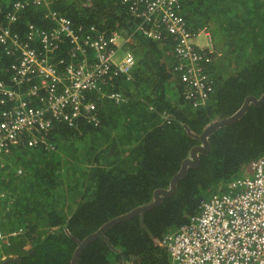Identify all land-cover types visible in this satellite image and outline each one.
Here are the masks:
<instances>
[{"label":"trees","instance_id":"obj_1","mask_svg":"<svg viewBox=\"0 0 264 264\" xmlns=\"http://www.w3.org/2000/svg\"><path fill=\"white\" fill-rule=\"evenodd\" d=\"M13 1L0 0V9ZM91 1L84 7L77 0H58L54 8L76 26L131 31L118 0ZM180 2L188 29L202 32L197 51H207L199 38L211 35L210 61L203 58L201 66L211 73L214 91L204 105L192 107L174 70L179 62L172 41L134 36L131 79L119 76L113 84L127 103L116 105L94 93L98 126L83 124L82 118L78 130L56 123L44 135L53 149L30 147L20 138L2 154L0 228H23L0 248V257L19 258L6 264H72L88 236L152 204L154 193L168 190L196 155L198 165L186 164L172 194H160L150 210L110 223L75 261L117 264L130 257L135 264H169L163 236L197 214L218 184L240 176L264 154V0ZM26 21L44 25L42 10H27L21 28ZM11 61L0 51V78L8 80ZM249 97L254 99L246 102ZM161 112L171 115L168 122Z\"/></svg>","mask_w":264,"mask_h":264},{"label":"built area","instance_id":"obj_2","mask_svg":"<svg viewBox=\"0 0 264 264\" xmlns=\"http://www.w3.org/2000/svg\"><path fill=\"white\" fill-rule=\"evenodd\" d=\"M57 1L16 0L0 9V51L12 58L8 80L0 78V160L25 134L28 146L53 149L37 136L54 122L77 128L82 118L98 126L99 110L91 95L124 100L104 87L119 76L130 79L135 57L129 43L137 34L172 41L179 62L174 70H179L183 98L192 107L204 105L214 91L211 73L201 66L213 51L210 34L203 33L207 41L199 46L207 51H197L202 32L193 35L188 29L179 14L180 0H118L133 21L128 33L106 32L94 24L76 26L54 8ZM29 5L43 9L44 25L27 22L22 31L15 30ZM161 117L170 119L166 113ZM22 233L21 227L0 228V248ZM162 244L169 264H264V154L229 181L226 190L201 201L198 214L164 235ZM121 264L133 263L127 259Z\"/></svg>","mask_w":264,"mask_h":264},{"label":"water","instance_id":"obj_3","mask_svg":"<svg viewBox=\"0 0 264 264\" xmlns=\"http://www.w3.org/2000/svg\"><path fill=\"white\" fill-rule=\"evenodd\" d=\"M253 99H254L253 97H249V98H247L246 102H248L249 100H253ZM214 127H215V125H212V126L210 127V130L214 129ZM205 134H207V133H205ZM205 134H204V135H205ZM204 135H203V137H204ZM206 149H207V147L205 148V150H206ZM194 150L197 151V149H194ZM199 150H200V148H199ZM195 153H196V152H195ZM186 164L193 165V166H197V165H198V160H197L196 155H194V162H192V161H187V162L182 166L179 175H178V176H174V178H172V180H171V184H170V188H169L168 190H157V191L154 193V195H155V201H154L152 204L146 205V206H144V207L137 208V209L134 210L132 213H130V214L126 215V216H123V217L117 218V219H115V220H112V221H110V222L104 224V225H103V226H102V227H101L96 233H94V234L88 236V237L84 240V242H83V243L78 247V249L76 250L75 255H74V258H73V260H72V264H75V261H76V258H77V255H78L79 251H80V250H81V249H82V248L88 243V241L91 240V239H93L94 237L98 236L99 234H101L102 231H103V230H104V229H105L110 223H113V222L119 221V220H121V219H124V218L130 216V215L133 214V213L144 212V211L150 210L152 207L155 206L156 203H158V201H159V199H160V197H159L160 194H164V195H167V196L170 195V194H172V193L174 192V190H175V183H176V180L178 179V177H179L180 175H182V174L184 173ZM18 261H19V258H18V257H11V256H10V257L4 258V259L0 262V264H6L7 262H18Z\"/></svg>","mask_w":264,"mask_h":264},{"label":"crops","instance_id":"obj_4","mask_svg":"<svg viewBox=\"0 0 264 264\" xmlns=\"http://www.w3.org/2000/svg\"><path fill=\"white\" fill-rule=\"evenodd\" d=\"M14 1H16V0H14ZM13 1V2H14ZM77 2H79V4L81 5V6H84V7H91L92 6V1L91 0H77ZM12 3V2H11ZM10 3V4H11ZM10 4H9V6H10ZM30 8H37V9H40V10H42V13H43V9L42 8H40V7H32V6H28V8L22 13V15H21V18H20V22H18L15 26H13V28L15 29V30H19V31H22L23 30V28H24V25H23V28H21L20 27V23H21V20L23 19V15H24V13L27 11V10H29ZM131 20V19H130ZM27 22H31V21H26L25 23H27ZM131 22L133 23V21L131 20ZM179 77V76H178ZM130 79H131V77H130ZM115 85H112V86H106V87H104V91L105 92H107V91H115ZM115 92H118V93H120L121 95H122V98L124 99L122 102H115L114 100H111V99H108V98H105V97H101L100 95H99V97H100V100H108L110 103H114V104H116V105H121V104H124V103H127V101H128V98L127 97H125L124 95H123V93L121 92V91H115ZM95 93V92H94ZM93 93V94H94ZM164 113H166V114H168L167 112H161L160 113V118H161V120H162V117H161V115L162 114H164ZM169 115V118H171V115L170 114H168ZM56 123H61V124H64L65 126H67V124L65 123V122H54L53 123V126L56 124ZM83 124H86V123H83ZM88 126H92V125H90V124H87ZM53 126H52V128H51V130L53 129ZM68 127V126H67ZM80 127V125H78V128ZM93 127V126H92ZM78 128H77V130H78ZM50 131V130H49ZM49 131H46V132H43L42 134H40V135H38L37 137H38V139H44V135L47 133V132H49ZM20 138H23L25 141H26V143L28 142V139L30 138V136L29 135H27V134H25V135H22V136H20L19 138H17V140L18 139H20ZM16 140V141H17ZM46 140V139H45ZM46 141H48V140H46ZM49 142V141H48ZM248 166V165H247ZM246 166V167H247ZM245 167V168H246ZM245 168H244V170H245ZM244 170H243V172H244ZM241 175H243V173L241 174ZM240 175V176H241ZM228 184V182H226V183H224V184H218L217 186H216V188L214 189V191L212 192V194L213 193H216L217 191H219V190H226V185ZM161 244H162V241H161ZM162 246H163V244H162ZM165 247V246H164ZM167 250V249H166ZM168 252V251H167ZM10 256H13V255H10ZM128 260H131L132 261V263L133 264H135L134 263V261H133V259H131L130 257L129 258H127ZM127 259H121L119 262H118V264H121L124 260H127ZM168 260L170 261V255H169V253H168Z\"/></svg>","mask_w":264,"mask_h":264},{"label":"clouds","instance_id":"obj_5","mask_svg":"<svg viewBox=\"0 0 264 264\" xmlns=\"http://www.w3.org/2000/svg\"><path fill=\"white\" fill-rule=\"evenodd\" d=\"M197 214H198V213H197ZM197 214H195L194 216H196ZM194 216H192V217H194ZM192 217H190V218L188 219V221H189ZM188 221H187V222H188ZM187 222H186V223H187ZM186 223H184V224H186ZM184 224H183V225H184ZM180 227H181V226H180ZM180 227H179V228H180ZM179 228H178V229H179ZM8 257H10V256H8ZM11 257H15V256H11ZM5 258H7V257H5ZM121 259H127V258H119V259L116 260V262H119ZM2 260H3V259H2ZM0 262H1V261H0ZM117 264H118V263H117Z\"/></svg>","mask_w":264,"mask_h":264},{"label":"rangeland","instance_id":"obj_6","mask_svg":"<svg viewBox=\"0 0 264 264\" xmlns=\"http://www.w3.org/2000/svg\"><path fill=\"white\" fill-rule=\"evenodd\" d=\"M203 37H204V35H203ZM210 37H211V35H210ZM199 39H200V42H203L202 44H205V42L207 41L205 38H199Z\"/></svg>","mask_w":264,"mask_h":264}]
</instances>
